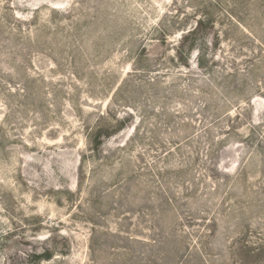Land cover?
<instances>
[{"label":"rangeland","instance_id":"obj_1","mask_svg":"<svg viewBox=\"0 0 264 264\" xmlns=\"http://www.w3.org/2000/svg\"><path fill=\"white\" fill-rule=\"evenodd\" d=\"M0 264H264V0H0Z\"/></svg>","mask_w":264,"mask_h":264}]
</instances>
